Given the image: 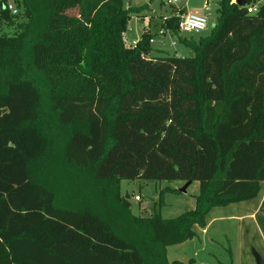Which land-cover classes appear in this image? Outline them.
<instances>
[{
  "label": "trees",
  "instance_id": "obj_1",
  "mask_svg": "<svg viewBox=\"0 0 264 264\" xmlns=\"http://www.w3.org/2000/svg\"><path fill=\"white\" fill-rule=\"evenodd\" d=\"M4 1L0 264H193L168 247L263 189L264 0H219L198 37L175 10L135 44L127 24L148 3L16 0L12 14ZM161 29L192 55L152 54ZM135 179L198 180L195 207L162 216L167 186L135 214L121 186ZM256 216L264 234V197Z\"/></svg>",
  "mask_w": 264,
  "mask_h": 264
},
{
  "label": "rangeland",
  "instance_id": "obj_2",
  "mask_svg": "<svg viewBox=\"0 0 264 264\" xmlns=\"http://www.w3.org/2000/svg\"><path fill=\"white\" fill-rule=\"evenodd\" d=\"M16 5V0H7ZM181 0L178 6L188 12L199 13L208 19V27L195 36L207 35L215 25L218 15L219 0ZM148 3L150 9L144 11L147 17L160 18L169 17L175 13V7L166 5L163 0H124V7L140 6ZM5 6V2H4ZM177 9V8H176ZM147 18H139L135 14L130 18L125 32L127 44L136 42L146 29ZM15 28L8 19L0 20V32L13 34ZM175 42V44H174ZM155 48H162L165 54L190 55L191 52L173 34H166L162 39L152 43ZM186 180H123L122 191L129 193L132 210L135 214L150 215L153 205L158 204L160 191L167 186L173 190H165L160 206V213L166 218H174L183 211L193 209L196 203V195L200 191L198 180H193L186 187ZM260 195L250 201H243L230 206L214 207L208 217L204 228L197 227L198 235L183 243L170 245L168 247V258L189 261L194 259L193 264H255L252 249L257 250L264 258V234L257 221V212L261 203ZM139 195L141 200H135ZM145 206H149L145 208ZM241 216V217H240ZM252 216V217H251ZM240 217L241 220L238 218Z\"/></svg>",
  "mask_w": 264,
  "mask_h": 264
},
{
  "label": "built area",
  "instance_id": "obj_3",
  "mask_svg": "<svg viewBox=\"0 0 264 264\" xmlns=\"http://www.w3.org/2000/svg\"><path fill=\"white\" fill-rule=\"evenodd\" d=\"M180 1L181 0H163V3L175 7V10L179 13V10L183 9L181 6H178ZM4 2H5V6L3 4L4 9L11 11L12 14L18 13V9L16 6H14L12 3H9L7 0H5ZM256 10H257V4H252L247 7V11L249 13H253ZM179 16L180 18H179L178 28L181 33H200L206 30V28L208 27V19L206 18V16L200 15L199 13L197 14L193 12H185L184 10V12L179 13ZM159 32L162 35L165 33L168 34L170 33L169 30H164V29H161ZM135 43L136 42H134L133 44ZM135 200H141V197L139 195H136Z\"/></svg>",
  "mask_w": 264,
  "mask_h": 264
},
{
  "label": "crops",
  "instance_id": "obj_4",
  "mask_svg": "<svg viewBox=\"0 0 264 264\" xmlns=\"http://www.w3.org/2000/svg\"><path fill=\"white\" fill-rule=\"evenodd\" d=\"M141 6V5H140ZM185 12H188L187 10L185 11ZM144 15V16H143ZM137 17H139V18H147V23H146V29L144 30V32L143 33H145V32H155V31H157L156 29H155V27H154V24L157 22V21H159L161 18H150V17H147V15L144 13V11H143V14H142V16H137ZM166 18V17H165ZM142 33V34H143ZM166 34H168V33H166ZM166 34H163V35H156L155 37H153V40H152V42H151V44L153 43V42H155L157 39L159 40V39H162V36H165ZM141 38V37H140ZM139 38V39H140ZM138 39V40H139ZM137 40V41H138ZM126 41V40H125ZM136 41V42H137ZM132 44V43H131ZM153 47V46H152ZM152 54H155V55H157V56H159V55H164L165 54V52L162 50V48H155V47H153V51H152ZM177 55H179V56H181L180 54H177ZM126 195H128V196H130L129 195V193L127 192L126 193ZM263 197H264V190H263V193H262V195H261V198H260V200H259V203H261L262 202V199H263ZM239 203H241V202H239ZM239 203H237V204H239ZM233 204H236V203H233ZM232 204V205H233ZM231 205V204H230ZM229 205V206H230ZM149 206H145V208H148ZM227 207V206H226ZM211 213V212H210ZM210 215V214H209ZM209 215H208V217H209ZM241 217V216H240ZM240 217H238L240 220H241V218ZM252 217V216H251ZM207 220H208V218H207Z\"/></svg>",
  "mask_w": 264,
  "mask_h": 264
},
{
  "label": "water",
  "instance_id": "obj_5",
  "mask_svg": "<svg viewBox=\"0 0 264 264\" xmlns=\"http://www.w3.org/2000/svg\"><path fill=\"white\" fill-rule=\"evenodd\" d=\"M194 2V0H191L189 2V5H192ZM235 2L240 5V6H243L246 4L245 0H235ZM192 55V54H191ZM191 183V181H188L187 184L185 185L184 188H182V191H185L186 190V187ZM127 197H129L127 195ZM252 254H253V257L255 259V264H264V258L263 256L257 251L255 250L254 248L252 249Z\"/></svg>",
  "mask_w": 264,
  "mask_h": 264
}]
</instances>
